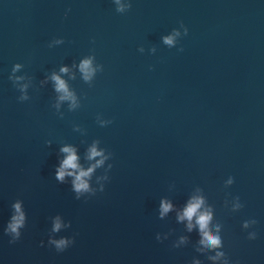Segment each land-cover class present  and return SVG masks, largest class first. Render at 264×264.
<instances>
[{"label": "water", "instance_id": "95a60500", "mask_svg": "<svg viewBox=\"0 0 264 264\" xmlns=\"http://www.w3.org/2000/svg\"><path fill=\"white\" fill-rule=\"evenodd\" d=\"M121 2L123 12L113 0H0V264H214L174 211L158 218L161 198L179 208L196 189L229 264H264V0ZM173 29L169 47L161 37ZM87 56L100 66L89 82L72 67ZM14 63L26 100L8 79ZM62 65L73 110L54 108L51 81L41 83ZM92 140L109 159L76 199L53 165L62 144L84 164ZM16 200L26 220L9 244ZM55 216L68 227L53 233ZM50 235L74 243L57 253Z\"/></svg>", "mask_w": 264, "mask_h": 264}, {"label": "clouds", "instance_id": "9594fccd", "mask_svg": "<svg viewBox=\"0 0 264 264\" xmlns=\"http://www.w3.org/2000/svg\"><path fill=\"white\" fill-rule=\"evenodd\" d=\"M116 5L117 12H123L128 5L122 3L121 0H113ZM183 27V25H182ZM185 35L187 29L184 30ZM181 35L180 31L173 29L168 35L161 37L163 44L172 47L176 38ZM60 40L54 41V43H60ZM179 51H182L180 49ZM22 67L19 63H14L11 67L8 79L12 84L19 89L21 95L19 100H26L28 96L26 89L27 83H19L24 81L23 75H16L17 71ZM74 68L78 70L81 75V79L85 82L91 81L95 72L99 69V65L93 64V57L87 56L80 59L78 64H73ZM67 74L69 79L74 78L72 70L67 65H62L58 72H52L46 76L41 82L46 83L51 81L52 90L56 93L54 108L59 109L62 102H67L69 110H73L78 107V98L72 90L67 81L63 78V75ZM100 126L111 123V121L98 120ZM48 143V142H46ZM109 159V154H106L105 149L99 146V141L92 140L90 144L85 148L83 154L84 164L81 163V156L78 149L73 144H62L56 154V163L53 165V178L59 184H68L70 191L74 193L75 198L79 199L86 194H92L95 190L91 187V179L96 169L105 165V161ZM86 165V166H85ZM112 165L108 164L105 172ZM107 175L97 176L96 181L99 183L101 180H107ZM232 183L231 178L226 182ZM99 190H103V184H100ZM234 209L239 207V204L233 205ZM12 213L9 216L6 225L4 227V233L10 236L9 244L15 243L21 237V229L25 226V212L22 207V202L16 200L11 204ZM158 218H164L170 211L175 212V219L177 223L183 222L184 228L187 232L191 233L193 229L196 231V244L195 252L198 257H205L209 261H219L220 264H229V259L225 255L222 249L223 243L220 237V225L212 224L211 209L206 205L203 195L200 194V190L196 189L195 192L190 195L184 202L182 207L177 208L171 200L167 198H161L158 205ZM62 227H68L67 224H62L61 218L55 216L52 218L51 232H58ZM248 222L245 221L242 224V228H247ZM164 238H167L165 234ZM155 239L160 241L161 235L156 234ZM248 240H253L255 237L253 234H248L246 237ZM187 241L186 236H179L177 241L172 245L173 248H177ZM41 245H44V241H40ZM74 243L71 237L61 236L59 238H53L51 235L48 237L47 245L51 246L57 253H61L69 248ZM212 252L213 255H206ZM191 264H199V261L194 257L191 260Z\"/></svg>", "mask_w": 264, "mask_h": 264}]
</instances>
